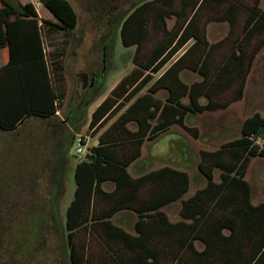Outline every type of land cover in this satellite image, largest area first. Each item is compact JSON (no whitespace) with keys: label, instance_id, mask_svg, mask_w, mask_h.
Returning <instances> with one entry per match:
<instances>
[{"label":"trees","instance_id":"obj_1","mask_svg":"<svg viewBox=\"0 0 264 264\" xmlns=\"http://www.w3.org/2000/svg\"><path fill=\"white\" fill-rule=\"evenodd\" d=\"M36 1L57 23L42 20L32 3L0 0V47L7 51L0 68V130L5 132L30 119H56L65 99L60 69L47 53L46 38L58 31L74 32L78 14L69 0ZM260 3L254 0L246 7L240 0H87L93 18L107 21L110 37L119 34L123 47H136L135 68L89 120L95 137L118 116L99 136L98 146L75 167L74 197L61 225L68 247L64 264H264V202L253 203L246 179L251 160L264 158V113L244 120L240 138L218 150L200 152L197 168L205 186L185 200L192 184L188 172L166 166L134 177L130 171L142 157L146 140L173 125L184 126L189 113L225 110L243 98L256 55L264 48L261 42L249 52L255 37L264 36ZM244 10L241 41L214 67L216 46L207 40L204 19L228 22L233 33ZM173 17L176 23L169 29L167 21ZM151 33L159 37L152 41ZM191 41L148 93L139 95L153 81V74ZM184 70L203 79L188 84L181 77ZM235 87L234 96L223 101L221 96ZM161 92L166 93L165 100L158 97ZM72 111L67 117L76 121L78 112ZM57 183L59 212L62 182ZM180 200L182 219L173 222L163 208ZM123 212L136 215L133 231L113 221ZM82 228L100 238L104 251L98 258L78 244ZM197 242L203 246L199 248Z\"/></svg>","mask_w":264,"mask_h":264},{"label":"rangeland","instance_id":"obj_2","mask_svg":"<svg viewBox=\"0 0 264 264\" xmlns=\"http://www.w3.org/2000/svg\"><path fill=\"white\" fill-rule=\"evenodd\" d=\"M69 1L79 18L76 30L71 33L58 31L46 38L47 53L49 57L52 54L59 66V76L65 90L58 117L52 121L30 119L22 129L11 134L0 130V264H64L68 247L61 225L74 197L75 167L86 159L90 149L98 146L99 136L118 116L95 137L88 128L89 120L113 88L135 68L133 55L136 47H123L119 34L110 37L113 33L107 21L103 17L93 18L87 9V0ZM240 2L247 7L254 0ZM260 6L264 9V0H261ZM245 11L240 12L233 33H230L228 22L207 23L204 19L207 40L216 46L214 67L229 56L241 41ZM167 22L171 29L176 17ZM158 37L151 33L152 41ZM152 41L147 45L149 48ZM193 42H189L159 73L153 74V81L139 95L148 93L149 87ZM261 42H264V36L255 37L249 52L252 53ZM93 77L95 84L90 87ZM181 77L188 84L203 79L190 70H184ZM235 90L236 87L225 92L221 99H231ZM95 95L96 100L89 104ZM166 96L165 92L158 95L164 100ZM184 102L188 103L189 100L185 99ZM201 102L206 104L207 99L203 98ZM77 108V120L68 118L73 113L70 111ZM255 113H264V48L256 55L241 100L233 102L225 110L189 113L184 126L173 125L155 139L146 140L142 157L130 171L134 177L166 166L188 172L192 184L183 198L185 200L205 186L197 168L200 152L218 150L226 142L240 138L244 120ZM80 137L85 138L83 154L77 153V138ZM258 142L262 143V140ZM219 175V170H216L217 181ZM247 179L252 186L254 203L264 201L263 160L254 159L251 162ZM58 180L62 182L59 212L56 208ZM111 188L106 186L108 190ZM181 207L182 200L163 208V211L171 221L177 222L182 219ZM136 219L135 214L123 212L113 221L133 231ZM77 242L80 246L86 245L93 258H98L104 251L100 238L85 228L78 231ZM197 246L201 248L203 245L197 242Z\"/></svg>","mask_w":264,"mask_h":264},{"label":"crops","instance_id":"obj_3","mask_svg":"<svg viewBox=\"0 0 264 264\" xmlns=\"http://www.w3.org/2000/svg\"><path fill=\"white\" fill-rule=\"evenodd\" d=\"M8 1H10V2H13L14 0H8ZM19 2L20 3H22V4H26V3H32L34 6H35V8H36V10H37V12H38V14H39V16H40V18L43 20V19H45V20H50V21H52V22H54V23H57L56 22V19L52 16V14L48 11V10H46L38 1H36V0H19ZM73 5V4H72ZM42 23V22H41ZM5 53L7 54V51L4 49V48H2V47H0V68L4 65V63H5ZM101 104V103H100ZM59 114V113H58ZM29 121V120H28ZM27 121V122H28ZM26 122V123H27ZM25 123V124H26ZM24 124V125H25ZM23 125V126H24ZM23 126H21V127H19L18 129H16V130H14V131H9V132H5V131H2L3 133H15V132H17V131H19L20 129H22V127ZM7 135V134H6ZM255 159H260V160H263L264 161V158H255ZM254 159H252L251 160V162L253 161ZM250 165H251V163H250ZM249 169H250V166H249V168H248V171H249ZM248 171H247V176H248ZM247 176H246V179H247ZM248 180V179H247ZM249 181V180H248ZM250 183V182H249ZM252 201H253V192H252ZM262 202H264V201H261V202H259V203H254V201H253V203L255 204V205H257V204H260V203H262Z\"/></svg>","mask_w":264,"mask_h":264},{"label":"built area","instance_id":"obj_4","mask_svg":"<svg viewBox=\"0 0 264 264\" xmlns=\"http://www.w3.org/2000/svg\"><path fill=\"white\" fill-rule=\"evenodd\" d=\"M77 142H78V148H77V153L78 154H83L85 152V150L83 149V145H84V138L83 137H80V138H77Z\"/></svg>","mask_w":264,"mask_h":264},{"label":"flooded vegetation","instance_id":"obj_5","mask_svg":"<svg viewBox=\"0 0 264 264\" xmlns=\"http://www.w3.org/2000/svg\"><path fill=\"white\" fill-rule=\"evenodd\" d=\"M95 79H94V77H93V79H92V84L90 85V87L91 86H93L94 84H95V81H94ZM79 111V109L77 108V110H76V113Z\"/></svg>","mask_w":264,"mask_h":264}]
</instances>
